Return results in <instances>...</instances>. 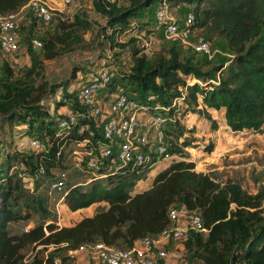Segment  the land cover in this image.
<instances>
[{"label": "trees", "instance_id": "1", "mask_svg": "<svg viewBox=\"0 0 264 264\" xmlns=\"http://www.w3.org/2000/svg\"><path fill=\"white\" fill-rule=\"evenodd\" d=\"M27 1L0 0V14L14 11ZM157 1L161 0H91V4L103 18L99 29L113 42L114 35L131 27V19L147 11L154 14L151 8ZM166 1L190 4L193 12L190 30L200 27L206 38L223 41L227 54L208 59L193 51L179 53L177 42L168 40L171 44L164 51L148 56L134 45V37L126 40L130 47L128 69L117 78L110 74L107 85H124L131 93L123 88L122 91L138 102L165 107L158 110L166 117L162 130L164 151L158 156L152 154L142 164L116 169L117 160L112 154L99 158L95 167H88L94 169V174L86 181L87 185L69 184L61 202L69 210L101 201L105 204L96 206L90 215L81 216L71 225H57L44 196L36 192L45 178L49 181L56 178L51 168L63 167L60 147L63 141L57 140L58 133L63 131L58 127L63 114L53 115L46 107V99L54 94L57 84L47 85L43 80L35 84V77H40V62L33 54L30 67L19 76L13 74L6 58H0L1 119L24 124L27 132L44 145L36 152H12L5 161L13 160L20 166L8 170L11 164H7L0 171V264H72L69 249L97 240L118 248L128 247L135 239L155 234L169 225L168 208L179 204L197 213L206 228V231L188 230L183 240L184 248L200 264H264V184L249 192L237 180L228 177L221 180L213 173L195 170L192 160L178 159L156 171L146 188L130 193L156 159L164 153L182 157L184 147L191 145V139L183 135L184 126L171 118L174 98L181 99L184 111L207 119L211 130H215L216 123L207 108L222 110L225 124L233 131L264 129V0ZM52 18L53 15L49 20ZM90 27V20L77 12L71 21L57 18L52 32L45 37L27 28L22 38L33 50L36 48L29 43V35L38 36L43 57L50 58L64 44L77 40L78 29ZM20 28L19 25V32ZM63 95L69 98L72 110L84 112L75 92ZM57 101V105L62 104ZM77 121V126L64 131L66 140L86 139L96 154L98 143L104 141L99 127L95 128L90 118L84 116ZM80 124L92 129L93 135L85 129L78 130ZM139 148L144 153L141 145ZM204 149L211 151V142ZM22 171L31 179L30 189L19 175ZM31 210L40 211L39 220L19 232H11L10 222L28 219ZM37 245L40 248L26 257L24 250Z\"/></svg>", "mask_w": 264, "mask_h": 264}, {"label": "rangeland", "instance_id": "2", "mask_svg": "<svg viewBox=\"0 0 264 264\" xmlns=\"http://www.w3.org/2000/svg\"><path fill=\"white\" fill-rule=\"evenodd\" d=\"M45 1L54 9L53 18L48 22H40L31 15L29 10L26 11L19 21L21 28L20 32H18L20 40L18 50L13 54H2L1 58H6L13 70V74L19 76L30 67V55L36 56L40 62V77H35V84L39 80H43L47 85L49 83L57 84L54 94L46 99V107L53 115L64 114L69 107L67 104L57 105L56 103L59 101H57L56 97L65 92H76L79 82L76 76L82 73L84 69L91 71L92 69L88 70L90 67L103 64L111 76L115 78L120 73L127 71L130 64V47L126 44V40L129 37H134V45L148 56H152L158 51H164L171 44L163 37L160 23L153 13L149 15V11L137 19H131V27L114 35L112 42L105 38L103 31L99 29L98 24L103 23V18L94 11L91 0ZM159 2H154L153 8H151L153 11L158 7ZM182 7L185 9L182 10ZM190 7L191 5H187L185 2H172L169 3L167 12L168 15L176 16L179 22H181L183 11ZM77 12L83 13V16L90 20L91 27L88 29H78L76 32L77 40L64 44L53 57L44 58L42 55L43 47L33 49V51L22 38L27 33V28H31V31L45 37L52 32L54 21L57 18L71 21L73 15ZM199 36L206 38L203 35V30L200 27L194 26L190 31L188 40L176 43L179 53L193 51L195 55H205L208 59H216L218 56H225L227 54L225 43L213 37L210 39L206 38L209 45L207 53L194 50L192 44H194L196 38ZM121 42L125 43V45L120 46L118 43ZM187 80L192 81L191 78ZM122 88L131 93L124 85L118 83L113 87L107 85L105 89L96 93L98 103L102 108H105L112 101L116 91L118 89L122 91ZM171 104L174 106L171 118L175 117L184 126L183 135H187L191 139V145L184 147L185 153L182 157L177 153L168 154L166 157L162 156L165 159H160L155 165H152V172H155L156 166L161 165L163 162L170 163L178 159H193L195 170L213 173L221 180L226 177L237 180L249 192L255 191L257 185L264 184V129L259 131L252 129L233 131L225 124L222 110L210 109V114L216 123L215 130H211L207 119L197 113L184 111V105L181 103L180 98H174ZM154 110L157 111L153 112ZM158 113V109H149L143 112L138 111L139 125L137 132L144 133L146 136L145 143L141 144L144 154L148 155L146 161L150 160L152 154L158 155V145L165 146V142L162 139L164 123L154 125L151 122L152 116ZM97 121H99V117ZM158 130L161 132L160 139L156 135ZM58 135L57 140L63 141L60 145L62 148L61 165L63 167H53L51 168V172L56 178H62L63 186L60 189H50L49 178H45L38 186L36 192L44 196V203L55 214L57 225H71L81 216L91 214L96 206L104 205L105 202L92 203L87 207L76 210H69L65 204L60 203V197L67 186L73 182H79L86 186L87 180L89 178L92 179L94 169L88 168L85 163L88 156L87 152L90 149L92 151L91 145L86 143L85 140H66L67 133L64 131L58 133ZM32 136L34 134L28 133L24 124L7 123L0 117V171H3L7 164H11L8 170L20 166L18 162H13V160L9 162L5 161L6 156L12 152H36L44 148L43 143L36 149L30 148L27 140ZM182 136L178 140H181ZM210 142L212 149L211 151H206L204 146ZM92 153L94 154V151ZM112 162L114 164V161ZM22 172L26 175L23 179L24 185L30 189L32 187L29 184L31 179L27 177L24 171ZM150 175L151 173L145 175L144 178L134 185V189H131V192L148 186L150 184ZM29 213L28 219H18L10 222L9 230L16 233L39 220V210H31ZM184 238L185 236L176 239L168 245L167 256L170 260L169 264H200L198 259L193 257L184 248ZM38 247L40 248V245L33 248L28 247L24 250L25 256H30ZM43 253L45 251H42ZM70 255L72 256V264H96L95 258L88 251L71 252Z\"/></svg>", "mask_w": 264, "mask_h": 264}, {"label": "built area", "instance_id": "3", "mask_svg": "<svg viewBox=\"0 0 264 264\" xmlns=\"http://www.w3.org/2000/svg\"><path fill=\"white\" fill-rule=\"evenodd\" d=\"M168 7V2L161 0L154 11V16L160 23L162 35L169 41L185 42L190 35L193 12L190 9L185 11L181 22H179L176 16L168 15ZM28 10L37 20L48 22L54 9L45 0H28L16 10L0 14V58L2 54H13L18 50L19 21ZM29 41L33 48L39 49L42 46L41 39L36 35L30 34ZM192 47L197 51L206 53L209 51L207 40L201 36L196 38ZM91 69V71H84L76 77L79 81L75 92L76 98L83 105L84 112L68 107L63 116L58 119L59 129L67 132L69 128L77 126L79 116L90 118L94 127H99L104 141L98 143L96 154L91 153V149L87 152L89 154L86 161L88 167H95L99 158L110 154L117 160L115 169L127 164L131 166L142 164L148 159V155L142 153L139 148L141 144L145 143L146 136L144 133L137 132L138 111L165 110V107L159 105L150 107L118 89L112 101L105 108H102L96 99V93L106 88L110 73L103 64L91 67ZM56 98L61 101L62 105L69 103V98L63 94L57 95ZM148 98H152V95H149ZM98 117L99 121H97ZM165 118V115L159 112L152 116L151 122L154 125H159ZM83 129L90 136L93 135L92 129L80 124L78 130ZM156 135L160 139V130L157 131ZM83 140L87 141L86 139ZM27 143L32 149L40 146V142L35 136L30 137ZM163 151V145H158L157 152L162 153ZM166 156L168 154L164 153L163 157ZM19 175L22 180L26 177L23 172H20ZM62 186L63 181L59 177L49 182L50 189H60ZM167 215L170 221L169 225L161 228L155 234L144 235L135 239L128 247L118 248L97 240L88 244H79L77 247L69 249L68 252L88 251L95 258L96 264H169L170 260L167 255L168 245L171 242L185 236L190 229L206 231V228L202 225L199 215L195 212H189L183 204L171 205Z\"/></svg>", "mask_w": 264, "mask_h": 264}, {"label": "crops", "instance_id": "4", "mask_svg": "<svg viewBox=\"0 0 264 264\" xmlns=\"http://www.w3.org/2000/svg\"><path fill=\"white\" fill-rule=\"evenodd\" d=\"M207 109H209L208 111L210 112V109L211 110H214L213 108H207ZM157 110H154L153 112H156ZM161 159H165V158H161ZM158 160H160V159H156V161H154L153 163H152V165H155V163L158 161ZM187 160H192L193 162H194V160L193 159H187ZM168 163H162L161 165H159V166H156L157 167V169H156V171H158V170H160V169H162L163 167H165L166 165H167ZM153 171V169H150L147 173H146V175L148 174V173H151V175L149 176L150 177V180H151V177L153 176V174L156 172H152ZM141 179H139V180H137L136 181V183L135 184H137L139 181H140ZM134 184V185H135ZM134 185H133V187H134ZM132 187V189H134ZM147 187V186H146ZM146 187H144V188H146ZM143 188H141V189H139V190H136V191H140V190H142ZM136 191H134V192H136ZM134 192H131V190H130V193H134ZM60 199H61V197H60ZM60 203H62L61 202V200H60ZM63 204V203H62ZM91 205V204H90ZM89 206V205H88ZM87 207V206H86ZM81 208H84V207H81ZM81 208H78V209H81ZM76 210V209H75ZM90 215V214H89Z\"/></svg>", "mask_w": 264, "mask_h": 264}, {"label": "clouds", "instance_id": "5", "mask_svg": "<svg viewBox=\"0 0 264 264\" xmlns=\"http://www.w3.org/2000/svg\"><path fill=\"white\" fill-rule=\"evenodd\" d=\"M161 159V158H160Z\"/></svg>", "mask_w": 264, "mask_h": 264}]
</instances>
